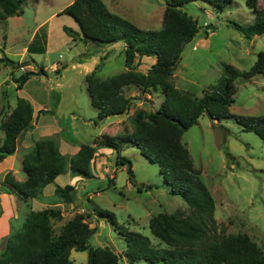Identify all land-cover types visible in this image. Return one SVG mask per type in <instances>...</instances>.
Returning a JSON list of instances; mask_svg holds the SVG:
<instances>
[{
	"label": "rangeland",
	"instance_id": "rangeland-1",
	"mask_svg": "<svg viewBox=\"0 0 264 264\" xmlns=\"http://www.w3.org/2000/svg\"><path fill=\"white\" fill-rule=\"evenodd\" d=\"M102 1L111 12L141 29L161 28L166 0ZM67 4L69 0H26L21 15L0 21V57L7 56L15 61L29 59L27 65L34 66L35 70L43 66L47 74L31 77L20 91L11 77H18L28 69L27 65L13 70L12 75L11 67L0 62V86L9 104L3 117L22 96L32 102L36 115H39L37 126L33 128L32 121V126L20 136V149L0 162V252L5 249L9 235L19 230L31 209L54 207L62 213V218L53 222L56 233L77 213H83L84 221L93 229L88 240L90 246H108L120 255L121 264H147L145 261L129 263L124 255L125 243L117 230L108 220L98 219L93 214L94 208L111 211L119 226L140 232L150 239L152 245L160 247L164 244L149 230L150 217L159 212L189 211L187 203L165 186L158 165L150 163L134 146L126 145L120 151L131 162V182L127 165L116 164L114 150L102 147L91 164V178L73 176L66 163L65 171L43 189V199L23 201L14 193L6 192L7 186L3 183L7 166L16 180L25 179L22 159L30 149V145L24 146L26 139L27 146H32L36 140L52 138L57 146L61 145L60 152L68 160L74 154V147L81 143L91 144L105 134L121 136L131 132L135 112L139 109L156 110L163 99L159 89L142 92L136 86L126 87L125 96L132 98L129 111L98 121L97 110L91 105L86 90L84 66H95L89 73L94 71V76L100 79L126 71L124 44L118 42L116 48L111 44L91 48L88 43L74 40L80 33L77 22L71 16L58 15ZM255 4L264 8V0H255ZM184 9L197 18L200 29L184 47L173 71L171 80L178 89L200 97L203 90L217 83L224 64L248 70L257 54L264 51V33L245 38L229 23L236 21L247 25L254 21L246 0H233L218 12L202 1L189 3ZM40 21H44L45 26L39 35L45 29H51L50 43L47 53L35 54L31 60L26 52L22 56V46L32 39L31 33ZM62 26L74 31L73 37L63 31ZM35 45H39L37 41ZM91 59L96 63L93 64ZM138 60L136 57L135 69L141 73H146L150 64L155 62L151 56ZM51 65L55 69L51 70ZM235 84L237 91L230 112L264 116V72L249 80L239 77ZM0 102L1 109V92ZM40 106L48 111L37 113ZM3 136L0 130V144ZM181 141L215 201L214 217L219 233L246 234L264 253L263 140L253 131H243L233 118L217 121L203 114L196 124L183 132ZM68 181L77 190L73 202L51 203L55 198V186H64L69 184ZM70 258L72 264H86L87 252L72 250Z\"/></svg>",
	"mask_w": 264,
	"mask_h": 264
},
{
	"label": "trees",
	"instance_id": "trees-1",
	"mask_svg": "<svg viewBox=\"0 0 264 264\" xmlns=\"http://www.w3.org/2000/svg\"><path fill=\"white\" fill-rule=\"evenodd\" d=\"M25 1L0 0V21L21 15ZM197 1L210 4L218 12L227 8L233 0H166L159 30L137 27L111 12L102 0H73L67 4L58 15L71 16L77 22L81 35L77 34L74 40L92 42L94 46L124 44L126 71L104 79L96 78L94 71L85 75L86 90L91 105L97 110L98 121L129 111L132 98L125 96L126 87L136 86L142 92L159 89L163 99L156 110L139 109L135 112L131 132L121 136L105 134L91 144L81 143L79 150L68 160L52 138L36 140L22 159L25 179L16 180L8 171L3 183L7 186L6 192L14 193L23 201L43 199L44 187L65 171L66 163L73 176L91 178V164L97 150L102 147L114 150L116 164L127 165L131 182V162L120 154L123 147L131 145L139 149L150 163L158 165L165 186L169 187L170 193L180 196L187 203L189 211L159 212L150 217L148 227L151 234L164 244L158 247L140 232L119 226L113 212L94 208L93 214L98 219L108 220L123 239L124 255L129 263L264 264L263 251L248 235L219 233L214 217L215 201L181 141L183 132L196 124L201 115L207 114L211 120L217 121L233 118L243 131H253L264 142L263 115H235L229 110L237 91L236 79L249 80L264 72V51L257 54L248 70L224 64L217 83L203 90L200 97L178 89L171 80L173 71L184 47L200 29L197 18L188 14L184 6ZM246 4L254 14V21L247 25L236 21L229 23L250 39L264 33V8H258L255 0H246ZM63 30L73 37L74 31L65 26ZM33 41L28 51L43 53L45 47L41 43L36 46L35 41L38 40ZM150 56L155 62L150 64L147 72L136 71V57L140 60ZM28 61L0 57L1 63L11 67L12 75L13 70L29 64ZM45 75V69L39 66L36 70L26 69L18 77L11 78L16 89L20 90L31 77ZM1 95L0 130L4 136L0 144V162L16 152L18 138L32 126L33 121L32 105L24 97H18L15 107L3 117L9 104L4 90H1ZM75 195L74 185H57L51 203H71ZM61 218V211L54 207L30 210L19 230L9 235L5 249L0 252V264H72V250L86 251V264H121L120 255L108 246L88 244L93 229L84 221L83 213H77L56 233L53 222Z\"/></svg>",
	"mask_w": 264,
	"mask_h": 264
},
{
	"label": "crops",
	"instance_id": "crops-1",
	"mask_svg": "<svg viewBox=\"0 0 264 264\" xmlns=\"http://www.w3.org/2000/svg\"><path fill=\"white\" fill-rule=\"evenodd\" d=\"M73 0H69V3H71ZM12 17H15V16H12ZM51 17V16H50ZM49 17V18H50ZM10 18V17H9ZM48 18V19H49ZM8 19V18H7ZM47 20V19H46ZM45 21V20H44ZM44 21H40L39 22V24L36 26V28H34V30L32 31V33H31V36L30 37H32V39L31 40H27L24 44H23V46H22V56L24 55V53L26 52L27 54H29V56H30V59L32 60L33 59V55H37V54H45V53H47V51H48V46H49V43H50V37H51V29H45V32H43V34H41V35H39V31H40V29L43 27V26H45L44 25ZM62 29H63V26H62ZM64 31V30H63ZM79 32H80V28H79ZM81 35V32H80V34H79V36ZM34 38H35V40L37 39L38 41H37V43H41V44H44V46H45V51L43 52V53H36V52H29L28 51V47H29V45L33 42V40H34ZM40 40H39V39ZM43 42V43H42ZM88 47H91V48H94L95 46H94V43H92V42H89L88 44ZM112 45V47L114 46V48H116L117 46H119V44H117V43H115V44H111ZM35 46V45H34ZM37 46V45H36ZM37 48V47H36ZM24 60H26V59H24ZM27 60H29V59H27ZM18 61H21V60H18ZM91 61H92V63L94 64V63H96L95 61L96 60H93V59H91ZM85 65V64H84ZM83 65V66H84ZM98 66V65H97ZM51 70H53V69H55V66H53V65H51ZM84 67H86V69H83V73H84V75H86V74H88L91 70H93L94 69V67L92 68L91 66H89V67H87V65H85ZM27 68L28 69H31V70H35V67L34 66H31V65H27ZM44 68V67H43ZM45 69V68H44ZM15 71V70H14ZM1 90H2V87L0 86V92H1ZM21 91V90H20ZM23 97V96H22ZM1 103V102H0ZM16 105V104H15ZM31 105H32V108H33V115H34V119H33V128H35L36 126H37V123H38V120H39V115L37 114L36 115V111H35V109H34V106H33V104H32V102H31ZM11 106V105H10ZM12 107V106H11ZM2 108V107H1ZM12 108H14V107H12ZM44 110L46 109V108H43ZM40 110H42V107L40 106L39 108H37V113H39L40 112ZM25 133V132H24ZM23 133V134H24ZM23 134H21V136L23 135ZM21 139V137H19L18 138V142H17V148H16V152L20 149V140ZM27 140V139H26ZM25 140V142H24V146H26V147H29V145H30V147H31V144H28V146H27V141ZM58 144V143H57ZM79 147H80V145L79 146H75L74 147V150H73V153L75 154L78 150H79ZM22 149V148H21ZM58 149H59V151H60V149H61V145H59L58 144ZM15 152V153H16ZM15 153H14V155H15ZM74 154H72V155H74ZM63 155H65V154H63ZM96 155H97V152H96ZM6 169H8V171H10V168L7 166V168ZM7 171V172H8ZM19 181H22V178L21 179H19ZM68 183L70 184V182L68 181ZM45 188V187H44ZM75 188H76V186H75ZM76 192H77V190H76ZM45 196V195H44ZM79 197H80V193H79ZM34 199H36V198H33V200ZM31 200V199H30ZM46 208V207H45ZM32 210V209H31Z\"/></svg>",
	"mask_w": 264,
	"mask_h": 264
},
{
	"label": "built area",
	"instance_id": "built-area-1",
	"mask_svg": "<svg viewBox=\"0 0 264 264\" xmlns=\"http://www.w3.org/2000/svg\"><path fill=\"white\" fill-rule=\"evenodd\" d=\"M83 211V210H82Z\"/></svg>",
	"mask_w": 264,
	"mask_h": 264
},
{
	"label": "water",
	"instance_id": "water-1",
	"mask_svg": "<svg viewBox=\"0 0 264 264\" xmlns=\"http://www.w3.org/2000/svg\"><path fill=\"white\" fill-rule=\"evenodd\" d=\"M81 31V30H80Z\"/></svg>",
	"mask_w": 264,
	"mask_h": 264
}]
</instances>
